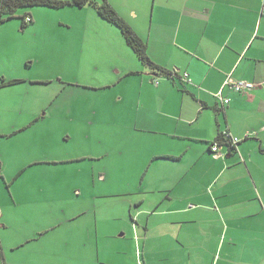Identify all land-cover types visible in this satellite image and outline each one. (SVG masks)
Listing matches in <instances>:
<instances>
[{"label": "crops", "instance_id": "1", "mask_svg": "<svg viewBox=\"0 0 264 264\" xmlns=\"http://www.w3.org/2000/svg\"><path fill=\"white\" fill-rule=\"evenodd\" d=\"M152 9L146 20L148 34L141 38L152 62L173 76L168 78L140 63L143 68L128 66L120 79L103 87L121 89L115 96L118 110L112 121L115 144L125 148L121 137L129 138L130 163L140 174L141 192L147 190L136 207H152L138 211V223L130 213L136 226L142 213L147 216L144 231H134L132 257L136 254V264H264V0H153ZM186 73L191 82L184 79ZM229 76L257 88L237 94L224 88ZM30 81L1 75L0 96H15L16 88ZM128 81L135 94L127 101L123 85ZM48 84L32 83L26 89L31 94L30 88ZM220 92L229 104L217 99ZM4 105H0V119L15 108ZM49 106L56 109L55 100ZM48 108L27 125L19 121L0 124V147L8 145L12 151L15 138L49 125ZM97 114L92 111V118ZM226 131L240 143L235 151L223 146L224 156L216 158L210 148ZM13 155L0 152V185H12L4 182V168ZM82 159L69 157L65 162ZM58 162L62 163L38 158L17 163L28 168ZM46 189L55 188L24 187L20 197L12 193V205L27 210L37 205L32 209L37 211L40 199L34 195L50 196ZM158 194L163 196L158 198ZM4 218L0 206V264H23L14 255L25 245L34 246L52 229L44 225L33 237L13 239L5 233L11 227ZM86 248L85 244L84 264H96ZM98 261L115 264L102 260L100 250Z\"/></svg>", "mask_w": 264, "mask_h": 264}, {"label": "rangeland", "instance_id": "2", "mask_svg": "<svg viewBox=\"0 0 264 264\" xmlns=\"http://www.w3.org/2000/svg\"><path fill=\"white\" fill-rule=\"evenodd\" d=\"M89 1L96 6L19 8L15 13H4L0 22V76L31 80L18 86L15 96H0V105L15 107L12 113H3L5 118L0 119V124L19 121L27 125L43 116L47 107L51 116L49 125H40L32 133L15 138L12 151L3 145L0 152L14 154L17 162L38 158L62 162L51 167L23 168L12 159L5 165L4 182L12 184L0 185L3 222L11 227L5 233L20 240L33 237L44 225L52 229L38 238L34 246L25 245L22 252L14 255L19 263L84 264L86 244L89 259L96 264H99L98 250L104 261L136 264V254L132 257L136 244L134 231H144L147 216L142 213L136 226L130 213L137 222L139 210L152 208L149 204L136 207L140 198L146 197L142 193L147 190L141 192L140 174L130 163L129 138L121 137L125 148L115 144L113 135L117 131L112 121L118 110L115 96L121 89L103 90L108 82L120 79L126 67H143L121 29L102 18L97 7L107 1L138 36L145 37L153 0ZM24 15L33 17V22L24 25ZM44 81L50 84L30 88L32 93H28L26 88L32 83ZM130 82L123 85L127 101L130 94H135ZM54 100L57 108L50 110ZM92 111H97L96 119L92 118ZM86 116L89 125L84 121ZM91 153L95 158H84ZM69 157L83 159L66 163ZM31 185L55 189H46L50 196L34 195L40 199L41 207L37 211L32 210L37 205L29 210L14 207L13 194L20 197L23 188ZM66 249L68 253L63 254ZM7 254L10 258L13 255Z\"/></svg>", "mask_w": 264, "mask_h": 264}, {"label": "trees", "instance_id": "3", "mask_svg": "<svg viewBox=\"0 0 264 264\" xmlns=\"http://www.w3.org/2000/svg\"><path fill=\"white\" fill-rule=\"evenodd\" d=\"M1 1V11H0V22H3L2 15L4 13L12 14L15 13L19 8H33V7H49V8H64L66 6H78L80 8H84L87 4L92 6H96L94 2L89 0H71V1H56V0H0ZM97 11L99 15L104 18L109 23H112L118 26L128 45L133 49L136 53L139 62L142 64L143 67H147L150 69H158L162 72L166 77H172L173 74L158 68L151 60L148 54L147 44L142 40L140 36H138L133 29L125 22V20L108 4L106 3L101 6L97 7ZM29 15H25L23 17V24L27 26L29 22H33V20L28 17ZM29 19V21H27ZM226 139L221 134L219 140L216 143L224 144ZM213 145V144H212ZM211 150V149H210ZM235 147H230V151H235Z\"/></svg>", "mask_w": 264, "mask_h": 264}, {"label": "built area", "instance_id": "4", "mask_svg": "<svg viewBox=\"0 0 264 264\" xmlns=\"http://www.w3.org/2000/svg\"><path fill=\"white\" fill-rule=\"evenodd\" d=\"M29 21V19L27 20ZM184 79L189 80V74H184ZM191 82V81H190ZM224 88H229L233 92L237 94H247L250 91L254 90L257 88V85L252 83V82H247L243 80H235L231 76H229L225 83H224ZM217 99H219L224 105H227L230 103L229 99H225L222 95V92H220L217 96ZM224 138L226 139V142L224 144H219L215 143L211 146V153L216 157V158H221L223 157V153L221 152L222 147L225 146L230 150V147H235L240 143V140L237 138H234L230 132L226 131L222 134Z\"/></svg>", "mask_w": 264, "mask_h": 264}]
</instances>
